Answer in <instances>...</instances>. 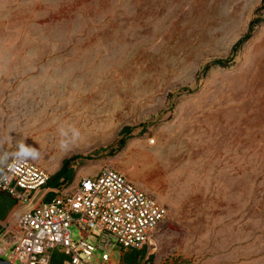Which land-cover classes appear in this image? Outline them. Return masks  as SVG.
Masks as SVG:
<instances>
[{"label": "rangeland", "instance_id": "rangeland-1", "mask_svg": "<svg viewBox=\"0 0 264 264\" xmlns=\"http://www.w3.org/2000/svg\"><path fill=\"white\" fill-rule=\"evenodd\" d=\"M21 142L66 191L109 167L164 206L146 264H264V0H0V155Z\"/></svg>", "mask_w": 264, "mask_h": 264}, {"label": "built area", "instance_id": "built-area-1", "mask_svg": "<svg viewBox=\"0 0 264 264\" xmlns=\"http://www.w3.org/2000/svg\"><path fill=\"white\" fill-rule=\"evenodd\" d=\"M0 170V193L21 208L18 217L0 223V255L10 263L53 264L59 254L63 264H113L114 242L124 251H146L141 264L156 252L168 211L126 175L106 167L66 191L64 179L50 187L51 176L27 158L12 156ZM73 227L81 232L79 244Z\"/></svg>", "mask_w": 264, "mask_h": 264}, {"label": "clouds", "instance_id": "clouds-1", "mask_svg": "<svg viewBox=\"0 0 264 264\" xmlns=\"http://www.w3.org/2000/svg\"><path fill=\"white\" fill-rule=\"evenodd\" d=\"M59 136V145L61 150H69L73 145L77 144L82 138L80 128L67 121L61 122L57 128ZM18 150L11 155L19 159L31 158L36 159L39 156V151L31 146L21 142L17 145ZM9 153L5 152L0 155V163H5L9 157Z\"/></svg>", "mask_w": 264, "mask_h": 264}, {"label": "trees", "instance_id": "trees-1", "mask_svg": "<svg viewBox=\"0 0 264 264\" xmlns=\"http://www.w3.org/2000/svg\"><path fill=\"white\" fill-rule=\"evenodd\" d=\"M123 144H124V142H122V146H123ZM70 162L71 161H66L64 163L62 169L60 170V172L58 174H56L55 177H52V179L49 183L50 187L59 186L61 184L62 179H64V183H69L72 180L71 170L69 167ZM9 199H11V198L0 193V212L9 211L14 207L15 201L14 200L9 201ZM65 258L66 257H64L62 255L56 254L54 256V263L53 264H63V262L65 261ZM140 263H142V262L138 261L136 264H140Z\"/></svg>", "mask_w": 264, "mask_h": 264}, {"label": "crops", "instance_id": "crops-1", "mask_svg": "<svg viewBox=\"0 0 264 264\" xmlns=\"http://www.w3.org/2000/svg\"><path fill=\"white\" fill-rule=\"evenodd\" d=\"M5 197V196H4ZM13 199H9V201H12ZM20 206H18L16 203L14 207L6 212H0V223L2 225L7 224L8 222L12 221L14 218L19 216L20 212ZM4 228L1 229L0 235H2ZM0 259H4L2 255H0Z\"/></svg>", "mask_w": 264, "mask_h": 264}, {"label": "water", "instance_id": "water-1", "mask_svg": "<svg viewBox=\"0 0 264 264\" xmlns=\"http://www.w3.org/2000/svg\"><path fill=\"white\" fill-rule=\"evenodd\" d=\"M0 264H12L8 260L0 259Z\"/></svg>", "mask_w": 264, "mask_h": 264}]
</instances>
